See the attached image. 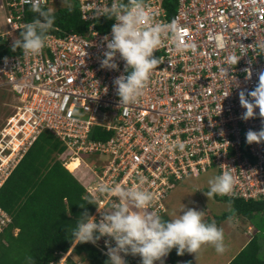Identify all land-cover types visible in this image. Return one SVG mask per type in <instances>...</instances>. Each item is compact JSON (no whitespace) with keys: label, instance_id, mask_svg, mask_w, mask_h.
<instances>
[{"label":"built area","instance_id":"built-area-1","mask_svg":"<svg viewBox=\"0 0 264 264\" xmlns=\"http://www.w3.org/2000/svg\"><path fill=\"white\" fill-rule=\"evenodd\" d=\"M75 1L84 31L54 26L40 55L24 56L18 48L0 57V88L10 95L0 108V188L38 136L49 132L64 147L58 159L85 194L101 182L143 187L156 194L152 210L161 216L173 182L215 168L235 176L232 198L264 200V141H246L249 130L264 129V118L257 108L254 118L243 119L240 103V92L254 90L264 73V0H175L171 12L164 0H145L157 20L175 23L176 38L155 53L163 62L140 101L121 107L113 81L128 74L125 61L117 54L118 70L101 66L116 21L100 31L95 24L105 16L94 15L101 0ZM55 4L48 0L47 7L55 11ZM0 7L8 36L33 21L25 19L32 11L21 0H1ZM177 43L186 47L178 50ZM233 58H240L237 64ZM177 140L186 144L183 152L169 150ZM72 160H79L73 171L67 167ZM113 202L101 197L106 207ZM91 215L101 218L96 205ZM11 220L0 206L1 241ZM109 240L89 243L109 259Z\"/></svg>","mask_w":264,"mask_h":264},{"label":"clouds","instance_id":"clouds-1","mask_svg":"<svg viewBox=\"0 0 264 264\" xmlns=\"http://www.w3.org/2000/svg\"><path fill=\"white\" fill-rule=\"evenodd\" d=\"M47 2L48 0H21L22 4L30 6L36 16L20 31L22 38L14 40L13 51L19 48L24 56H37L47 46L48 34L54 30L55 25L54 11L47 7ZM65 5L69 11L73 10L69 0H62V6ZM100 16L114 18L116 21L112 26L111 38H106L107 51L101 66L118 70L119 65L114 57L119 54L125 61V70L128 72L113 81L120 98V107L136 104L143 97L154 70L163 62L155 53L164 46L166 39L176 38L177 26L175 23L157 20L145 0H111L107 6L101 0L94 17ZM184 47L186 46L177 43L178 50H183ZM260 47L264 49V43ZM239 59L233 58V62L237 64ZM248 96L252 97L251 101ZM240 103L246 109L242 114L243 119L254 118L257 108L259 117L264 118V73L260 74L259 83L254 90L247 94L245 91L240 92ZM246 141L249 144L264 141V129L259 132L249 130ZM185 147L186 144L178 140L168 145L169 150L180 152ZM139 182L144 184V178L141 177ZM208 184L209 189L205 195L209 200L217 195L230 198L236 195L237 180L231 171H223L210 179ZM86 192L88 194L82 198L80 206L84 208L85 203L96 205L101 218L97 222L96 217L85 210L69 231L74 244L91 242L95 245L102 237H109L110 240L106 242L108 264H127L124 258L126 255L141 257V264H155L156 261L163 264V258L174 248L178 255L192 253L196 254L197 259L205 246H211L221 254L226 251L224 229L214 221L206 222L204 211L184 208L178 218L166 220L152 210L157 201L156 194L143 187H124L101 182L94 188H86ZM104 196L114 199L110 208L101 203V197ZM228 219L232 220L233 216L230 215ZM111 240L115 241L114 247ZM68 252H60L59 258L63 254L66 259ZM26 260L28 264L33 262L31 256L26 257Z\"/></svg>","mask_w":264,"mask_h":264},{"label":"trees","instance_id":"trees-1","mask_svg":"<svg viewBox=\"0 0 264 264\" xmlns=\"http://www.w3.org/2000/svg\"><path fill=\"white\" fill-rule=\"evenodd\" d=\"M69 3L72 11L67 5L56 7L54 26L67 31H84L87 22L81 19L76 1L69 0ZM163 3L168 11L174 10L175 0H164ZM35 16L27 10L25 19L31 20ZM110 20L105 16L95 26L100 31H106L111 25ZM3 25L6 26L4 21ZM19 38L20 32H17L13 39ZM8 40L0 35V57L18 49L13 51V42L9 44ZM63 150L57 138L49 132H42L1 186L0 206L11 215L12 220L1 235L4 240H0V263L28 264L26 257L31 256L32 264H50L58 260L60 252L65 253L71 247V252L79 257L81 264H108L109 259L89 242L73 243L69 228L75 226L85 210L91 214L95 205L85 203L84 208L80 206L87 194L84 186L58 159L57 153ZM74 166L75 163L70 165L71 168ZM220 199L231 204L233 214L245 217L256 228L227 264H264V200ZM164 214L162 218H165ZM230 215H216L209 223L214 221L218 224ZM16 228L18 230L14 233ZM180 256L175 248L172 249L168 254L170 263L178 264L176 259ZM130 261L128 264H138V256ZM65 264L77 263L67 256ZM181 264L193 263L185 260Z\"/></svg>","mask_w":264,"mask_h":264},{"label":"rangeland","instance_id":"rangeland-1","mask_svg":"<svg viewBox=\"0 0 264 264\" xmlns=\"http://www.w3.org/2000/svg\"><path fill=\"white\" fill-rule=\"evenodd\" d=\"M1 4V0H0ZM62 4V0H56L55 6ZM5 19V12L0 7V35L4 34L5 38L8 40H13L15 38V33H10L11 35L8 36L9 33H7L8 28L7 26L3 25V21ZM8 40V41H9ZM10 43L13 41H9ZM10 95L9 93L0 88V108L1 101H7L9 100ZM8 112H5V115H7ZM1 118H3V111L0 110V124ZM83 156V155H82ZM85 158V157H83ZM85 162H89L90 159H84ZM79 173V170L76 171V174ZM218 175L217 170L215 168H210L205 172H202L198 174L197 176H188L181 180L173 182L172 186L170 187L168 194L164 200V206H165V214L163 219H174L178 218L182 214V210L185 208L187 210L188 208H194L198 211H204V217L206 222L212 221L216 215H221L223 213H229L233 216L232 220H229L228 217L225 219H222L218 222L221 225L218 227H221L224 229V234L226 235L225 238V244L226 241L230 239V237H234L233 243L231 244L229 250L222 253L223 255L229 256V258L237 253L239 251L240 246L244 243H246L248 236L244 234L246 231V225L247 223L243 220L235 219V213L232 212V206L231 204L223 199H220L221 197L217 195L214 196L211 200L205 195V192L209 189L208 181ZM244 219V218H243ZM252 232V231H251ZM215 253V249L211 246H205L201 252L199 253L198 259L196 254H191L188 256V258L193 262L198 260L196 264H223L224 260L223 257H220L219 259H216L215 262H211L212 258L211 256ZM63 254H61L62 256ZM139 257V256H138ZM195 258V259H194ZM132 258L129 255H126V262L127 264L131 262ZM163 259H167V257H164ZM193 259V260H192ZM201 259H207L205 263H203V260ZM202 261V263H201ZM0 264H4V261H2Z\"/></svg>","mask_w":264,"mask_h":264},{"label":"crops","instance_id":"crops-1","mask_svg":"<svg viewBox=\"0 0 264 264\" xmlns=\"http://www.w3.org/2000/svg\"><path fill=\"white\" fill-rule=\"evenodd\" d=\"M4 19V18H3ZM5 22V21H4ZM7 26V25H6ZM2 35V34H1ZM9 41H12V40H9ZM74 175V174H73ZM75 176V175H74ZM76 177V176H75ZM235 216V219H238V221L239 220H243L244 222H246L247 223V227H246V231L244 232V234L245 235H247L248 236V238H247V241L250 239V237L252 236V234L255 232V230H256V228H255V226L248 220V219H246L245 217H240V216H238V215H234ZM244 218V219H243ZM218 226H220L221 224L219 223V224H217ZM252 231V232H251ZM225 238H226V235H225ZM232 238L234 239V237H230V239L228 240V241H226V251L227 250H229V248H230V246H231V244L233 243V240H232ZM246 241V242H247ZM246 243H244V244H242L241 246H240V249L245 245ZM239 249V250H240ZM69 252L66 254V255H68L73 261H75L77 264H81V261H80V259H79V257L77 256V255H75L74 253H72L71 252V249H69L68 250ZM225 251V252H226ZM239 251H237V253H238ZM237 253H235L234 255H232L230 258H229V254L227 255V256H225V255H223V254H221V253H217L216 251H215V253L211 256V258H212V261L211 262H215V260L216 259H219L220 257H223V260H224V263L223 264H227ZM192 253H187V252H185V254L184 255H181L178 259H176V262L178 263V264H181V263H183L185 260H190L189 258H188V256L189 255H191ZM167 257V259H163V264H171L170 263V259H169V257H168V255L166 256ZM195 259V258H194ZM193 260V259H192ZM201 260H203V263H205L206 261H208L207 259H201ZM195 261L196 262H198V260H196L195 259ZM194 260H193V264H196V262H195ZM65 262V261H64ZM63 262V263H64ZM201 263H202V261H201ZM138 264H141V257H138ZM155 264H161V262L160 261H156L155 262ZM198 264V263H197ZM210 264V263H209Z\"/></svg>","mask_w":264,"mask_h":264},{"label":"bare ground","instance_id":"bare-ground-1","mask_svg":"<svg viewBox=\"0 0 264 264\" xmlns=\"http://www.w3.org/2000/svg\"><path fill=\"white\" fill-rule=\"evenodd\" d=\"M72 163H75V166L73 168L70 167V165ZM79 165V160H72L70 163H67V167L69 168V170H74V168H76Z\"/></svg>","mask_w":264,"mask_h":264}]
</instances>
